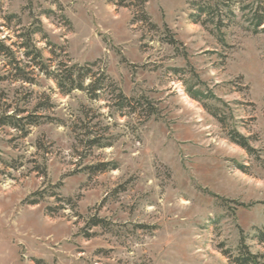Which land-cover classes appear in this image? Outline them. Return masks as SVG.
Here are the masks:
<instances>
[{"label":"rangeland","instance_id":"374dc122","mask_svg":"<svg viewBox=\"0 0 264 264\" xmlns=\"http://www.w3.org/2000/svg\"><path fill=\"white\" fill-rule=\"evenodd\" d=\"M193 1L212 7L203 23L190 17ZM257 13L264 0H0V39L21 63L18 34L39 19L63 48L54 60L95 62L155 110L120 117L36 71L15 79L0 56V120L21 118L0 125V264H232L222 252L235 254L240 231L264 253L251 238L264 228ZM33 39L49 57L46 40ZM232 129L253 151L230 141ZM87 132L111 145L89 147ZM98 163L115 167L92 171ZM93 217L106 224L90 227Z\"/></svg>","mask_w":264,"mask_h":264},{"label":"trees","instance_id":"16d2710c","mask_svg":"<svg viewBox=\"0 0 264 264\" xmlns=\"http://www.w3.org/2000/svg\"><path fill=\"white\" fill-rule=\"evenodd\" d=\"M195 7L194 14L190 15L193 19V23L200 21L199 15H208L212 9L211 6H200L197 2H192ZM51 11L44 10L43 13L47 16ZM231 14V11L229 12ZM15 18V15H8L5 17L6 21H10ZM209 22H213L214 18H208ZM36 25L33 26V23ZM220 25L222 22L217 21ZM31 27L21 34H18L22 40L18 47L23 49V56L26 58L25 62H22L14 56L13 50L10 46L5 45V42L0 39V56L5 58L4 66H8L12 71V75L17 80L24 82H32V77L36 72L44 75L48 79H52L63 95H68L71 92L78 90L84 92L90 100L99 101L106 100V107L113 109L114 114L120 117H132L137 118L144 117L149 118L155 113L151 102L144 98H130L125 96L117 85L109 78L103 69L96 71L93 70L95 62L86 63L83 65L79 64H68L67 61L54 60V49L58 48L62 50V47L56 46L55 44L47 40L46 34L42 30V25L39 19L33 21ZM203 23V22H201ZM264 23V15L256 14L253 18V25L255 28L261 26ZM219 27V26H218ZM264 31V28H262ZM39 35L40 39L46 40V46L48 47L47 52L49 57H44L43 52L36 46L33 39L34 35ZM15 44H13L14 46ZM53 56V57H52ZM56 62V63H55ZM192 97H196V92H191ZM214 117H218L215 112H210ZM112 115V114H111ZM218 121H222L221 118H217ZM21 118L14 116H6L0 120V125H10L12 127H20ZM34 120L26 122V125L36 124ZM87 128V127H86ZM86 143L89 147L92 146H109L110 142H103V136L99 134L92 135L91 132L85 133ZM228 137L231 142L238 145L247 152L253 151L249 145L248 138L236 130L232 129L228 132ZM115 165L109 166L106 163H98L95 166L90 167L94 172H103L107 169H113ZM37 195V194H36ZM68 201V200H66ZM31 204L37 203V199L31 200ZM106 222L103 219L93 217L90 219V227L101 226L103 227ZM258 244L264 248V228H254V233L251 236ZM225 255L232 264H264V253H253L250 251L249 246L245 244V236L240 231V240L236 248L235 254L229 249L223 250Z\"/></svg>","mask_w":264,"mask_h":264}]
</instances>
